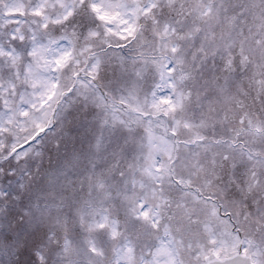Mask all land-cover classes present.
I'll list each match as a JSON object with an SVG mask.
<instances>
[{"label":"snow or ice","instance_id":"6c2138e0","mask_svg":"<svg viewBox=\"0 0 264 264\" xmlns=\"http://www.w3.org/2000/svg\"><path fill=\"white\" fill-rule=\"evenodd\" d=\"M0 264H264V0H0Z\"/></svg>","mask_w":264,"mask_h":264}]
</instances>
